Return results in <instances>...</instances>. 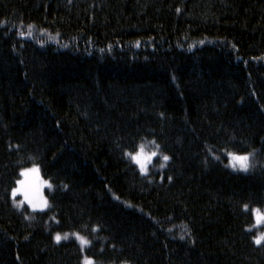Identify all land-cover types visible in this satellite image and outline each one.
Here are the masks:
<instances>
[{
  "label": "trees",
  "instance_id": "1",
  "mask_svg": "<svg viewBox=\"0 0 264 264\" xmlns=\"http://www.w3.org/2000/svg\"><path fill=\"white\" fill-rule=\"evenodd\" d=\"M33 166L50 209L11 195ZM254 208L264 0H0V264H264Z\"/></svg>",
  "mask_w": 264,
  "mask_h": 264
},
{
  "label": "snow or ice",
  "instance_id": "2",
  "mask_svg": "<svg viewBox=\"0 0 264 264\" xmlns=\"http://www.w3.org/2000/svg\"><path fill=\"white\" fill-rule=\"evenodd\" d=\"M29 29H31L32 25H28ZM21 36L24 35H31V32L20 33ZM159 148V145H157ZM131 155L132 160L140 167V171L142 173H147V164L152 162L153 157H156L158 155L157 152L153 151L151 153H146L144 151L143 145L140 146L139 151L136 152L135 154H128ZM229 158L231 160V166L235 169L239 167L240 170L242 171H248L250 165L248 163L250 155L245 154V155H240V154H235V153H229ZM162 159L164 161H168L170 157L168 155H162ZM164 164H161L160 167H164ZM20 176L23 177V179H18L16 181L17 187H13L11 189V195L13 197L16 196L18 192H22L24 195V199L27 202V204L33 209V210H45V209H50L52 205L49 204L48 199L42 194L41 189L47 185L49 189H51L52 185L48 181H44L40 178V169L38 166H33L31 168H23L20 171ZM167 179L170 181L172 179L171 176H168ZM118 199V197H117ZM245 209L248 208L247 205L244 206ZM253 214L256 217L257 223H264V212H261L259 208H254ZM95 230V229H94ZM76 237L77 240L81 243L82 246H88L90 245V241L80 235V233H73ZM183 238V237H181ZM54 239L57 243H60V241L68 239V234L65 233L63 236L57 232L54 236ZM264 241V233L261 235L255 237V243L256 244H261V242ZM83 250V247L82 249ZM83 264H95V261L92 258L85 257Z\"/></svg>",
  "mask_w": 264,
  "mask_h": 264
},
{
  "label": "rangeland",
  "instance_id": "3",
  "mask_svg": "<svg viewBox=\"0 0 264 264\" xmlns=\"http://www.w3.org/2000/svg\"><path fill=\"white\" fill-rule=\"evenodd\" d=\"M132 159V158H131ZM133 161V160H132ZM134 162V161H133ZM249 162V161H248ZM135 163V162H134ZM136 164V163H135ZM137 165V164H136ZM227 165H228V167L231 169V170H233V171H242V170H240L239 169V167H237V168H233L232 166H231V160H230V158H229V155H228V162H227ZM147 166H148V164H147ZM137 167H138V169L140 170V167L137 165ZM242 172H245V171H242ZM40 178L42 179V177L40 176ZM20 179H23V177L22 176H20ZM42 180H44V179H42ZM45 181V180H44ZM15 187H17V185H15ZM47 188V185H45L42 189H41V192H42V194L44 195V191H45V189ZM13 197V196H12ZM16 197H20V199L31 209V210H33L28 204H27V202L25 201V199H24V195H23V193L22 192H18L17 194H16V196L15 197H13V198H16ZM34 211H41V210H39V209H37V210H34ZM261 212H264V210H260ZM253 217H254V224H255V227L256 228H264V223H257V221H256V217H255V215L253 214ZM262 233H264V230H262V232H260L259 234H258V236L259 235H261ZM261 243H264V241H262Z\"/></svg>",
  "mask_w": 264,
  "mask_h": 264
}]
</instances>
